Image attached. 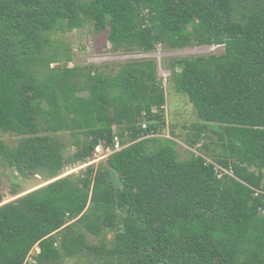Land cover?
Here are the masks:
<instances>
[{
  "label": "trees",
  "instance_id": "trees-1",
  "mask_svg": "<svg viewBox=\"0 0 264 264\" xmlns=\"http://www.w3.org/2000/svg\"><path fill=\"white\" fill-rule=\"evenodd\" d=\"M87 22L125 54L224 47L168 64L198 153L157 135L155 58L113 74L51 67V35ZM0 132L18 136L0 161L42 179L0 197V264H264V0H0ZM98 145L111 152L94 164Z\"/></svg>",
  "mask_w": 264,
  "mask_h": 264
},
{
  "label": "rangeland",
  "instance_id": "rangeland-1",
  "mask_svg": "<svg viewBox=\"0 0 264 264\" xmlns=\"http://www.w3.org/2000/svg\"><path fill=\"white\" fill-rule=\"evenodd\" d=\"M51 41L52 43L56 41L59 46L58 52L60 55L55 61H63L64 67L74 66L81 68L93 66L94 72L99 70L113 74L118 70L120 63L125 61L155 58L157 74L159 78H162L165 94V124L162 131L157 135L168 137L176 142L175 147L179 158L188 157L191 151L198 153L196 149L189 146L188 142L195 135L194 125H198L200 122L187 97L175 90L173 81L170 78L168 64L171 58L176 57L187 58L196 55L221 54L224 52L222 45L190 46L173 50L165 49L161 45H158L155 51L150 53L133 52L125 54L112 51L109 42L106 40L105 31H96L91 22H87L81 28L71 31H57L51 35ZM67 59H69V62L65 61ZM54 65L55 63H51V67H55ZM210 129H212L211 125H209ZM71 139L69 134H64L63 141L68 147L65 151L66 154L71 152V148H69ZM215 139V137L208 139L201 138L199 144L205 142L209 144L210 148H214L215 145L210 144L209 141H216ZM0 140L6 145L13 146L18 140V136L8 132H0ZM119 148L121 147L119 146ZM219 151L220 149L218 148L214 151L211 150L214 154H217ZM110 152H106L104 148L98 146L97 151L94 150L93 158L90 162L97 164ZM82 166L84 165L69 167L64 174L77 173L78 169ZM112 175H114V172H112ZM14 183L19 184L23 189H33L42 183V179L39 174H30L27 177H22L15 169L0 161V197L4 202L14 198L10 195V186ZM102 235L106 238H111L113 234L104 231ZM86 238L90 243H98L99 240L98 236L89 233H86ZM35 252L37 253L34 248L30 253L33 254ZM78 260L76 257L65 258L64 264H77Z\"/></svg>",
  "mask_w": 264,
  "mask_h": 264
},
{
  "label": "built area",
  "instance_id": "built-area-1",
  "mask_svg": "<svg viewBox=\"0 0 264 264\" xmlns=\"http://www.w3.org/2000/svg\"><path fill=\"white\" fill-rule=\"evenodd\" d=\"M119 146H120V144L118 142V139H115L114 149H119ZM97 149H98V146L95 148V150L97 151ZM105 151L106 152H110V149L109 148H105Z\"/></svg>",
  "mask_w": 264,
  "mask_h": 264
},
{
  "label": "water",
  "instance_id": "water-1",
  "mask_svg": "<svg viewBox=\"0 0 264 264\" xmlns=\"http://www.w3.org/2000/svg\"><path fill=\"white\" fill-rule=\"evenodd\" d=\"M54 66L55 67H64V63L63 62H58V63H55ZM34 248L36 249V251L38 253L39 252V247L37 245H35Z\"/></svg>",
  "mask_w": 264,
  "mask_h": 264
},
{
  "label": "clouds",
  "instance_id": "clouds-1",
  "mask_svg": "<svg viewBox=\"0 0 264 264\" xmlns=\"http://www.w3.org/2000/svg\"><path fill=\"white\" fill-rule=\"evenodd\" d=\"M99 146V145H98Z\"/></svg>",
  "mask_w": 264,
  "mask_h": 264
}]
</instances>
